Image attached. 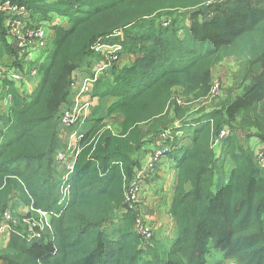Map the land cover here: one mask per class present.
Segmentation results:
<instances>
[{"label": "trees", "instance_id": "1", "mask_svg": "<svg viewBox=\"0 0 264 264\" xmlns=\"http://www.w3.org/2000/svg\"><path fill=\"white\" fill-rule=\"evenodd\" d=\"M207 1L71 0L59 7L71 24L52 26L54 44L39 66L36 88L23 94L5 80L0 95L10 98L9 110L0 113V223L11 206L45 211L51 220L39 240L21 235L26 229H13L0 259L7 264H207L210 251L219 250L224 253L220 264H264V167L247 146L254 137L264 143V8L229 0L234 2L212 20L187 22L182 39L181 29L172 28L177 18L170 27L156 21L173 16V9ZM101 43L121 44L124 51L130 47L138 58L130 69L113 65L98 79L107 87L98 96L115 101L79 139L71 197L61 207L60 113L70 101L75 72L96 61L95 46ZM4 50L9 48L0 18ZM230 53L251 56L235 74L234 88L246 93L190 122L187 147L173 145L175 238L163 243L154 236L144 246L134 231V214L123 211L124 187L135 177L144 146L171 128V89L181 85L206 96L209 65ZM182 112L178 109V116ZM114 116L121 119L120 134L105 130L106 118ZM226 130L230 134L215 150Z\"/></svg>", "mask_w": 264, "mask_h": 264}, {"label": "built area", "instance_id": "2", "mask_svg": "<svg viewBox=\"0 0 264 264\" xmlns=\"http://www.w3.org/2000/svg\"><path fill=\"white\" fill-rule=\"evenodd\" d=\"M24 11V8L13 4L12 0H0V13H3L6 16L5 28L10 38V46L13 50L17 49L20 52L18 55L21 58H18L13 55L4 56L0 52V83H3L4 80L12 82L20 92H25L28 88H31L32 91L34 87L31 80L40 79L39 76V66L43 63V60L37 61L33 58V54L37 51H43L46 55V52L49 53L50 47L49 43L53 41V37L50 35L49 31L52 26H33L30 25L27 17L16 15L21 14ZM47 24H52L48 23ZM54 25V24H52ZM95 50L100 52L105 50L108 54H116L118 57H115L114 60H119V53L121 52V45H103L97 44ZM24 58H23V57ZM4 60H7V63H4ZM22 60L24 63L20 64L18 68V62ZM110 61L109 64L100 66L96 71L92 79H86L80 81L79 83H72V91L75 90L76 96L73 98L72 103L64 107L60 113V124L63 129H74L84 126L90 118V113L92 109V88L91 84L97 81L102 74H105V71L111 67ZM5 64L6 66H1ZM219 80H214L212 83L210 95L212 97L219 96L220 86ZM2 89H0L1 92ZM1 95V94H0ZM82 95H89L87 99H83ZM171 131L167 130L162 132L159 135L160 142L164 145H161L157 150H155L154 156L151 157L149 162V170L154 172L156 169V163L163 155H167L171 152V147L167 145V142L173 141L170 140ZM230 134L229 130L222 131L219 139H217L214 148L215 150L219 147V142L222 138ZM83 134L79 130H76L73 133V137L79 141ZM75 147H67L66 149H60L56 154V161L63 166V174L60 180V197L58 205L64 207L70 200V179L75 173L77 158L79 151ZM256 157L260 161V164L264 167V147L256 152ZM154 160V162H152ZM124 209L125 213L134 214V231L142 239L144 246L148 244L155 235L153 226L145 219L144 215L141 213L140 206V192L142 189V183L140 177H134L133 180L129 183H126L124 187ZM29 212L32 214L30 219L44 221L38 224V227L26 228L25 232L23 231L21 235L26 236L28 239H41V235L37 230L42 224L44 227L49 225L51 220V214L42 210H35L33 207L29 208ZM12 213L7 211L4 215L3 221L0 223V236L5 235V238L10 237L12 233V228L10 225L15 224L14 220L11 218ZM35 227L37 229L35 230ZM44 229V228H43ZM36 231V232H35ZM1 262V259H0ZM227 264H237L236 261H228Z\"/></svg>", "mask_w": 264, "mask_h": 264}, {"label": "rangeland", "instance_id": "3", "mask_svg": "<svg viewBox=\"0 0 264 264\" xmlns=\"http://www.w3.org/2000/svg\"><path fill=\"white\" fill-rule=\"evenodd\" d=\"M69 1L71 0H12L13 4L24 8V11L21 14H18L17 12L15 14L21 17L23 16L27 17L30 25L44 24L46 26H53L52 24H54V26L62 25L64 28L69 27V25L71 24V20L67 14L61 13L59 11V7L61 5L62 6L65 5L66 7L67 2ZM243 1H246L251 7L264 8V0H243ZM231 2H234V1L209 0L205 2L204 6H198L195 8H189L187 10H178V11H175L173 9L171 10L173 11V16H170L164 19H158L156 21H158V23L161 26L170 27L173 21L177 18V23L176 25L172 26V28L175 27L178 30L181 29L179 39H182L183 30L189 27L187 25V22L191 20L210 21L215 16L222 14V12L229 7L227 6L228 3H231ZM49 4L54 5V6L51 8L45 7V6H49ZM38 5H40V7ZM0 18H1V21L5 24L6 16L3 13H0ZM34 19H37L36 20L37 22L40 19L41 20L38 23H35ZM46 22L48 23L50 22L52 24H47ZM52 28L49 31L50 35L53 37V41L49 43L50 50L54 44V39H55L54 31ZM122 40L124 39L121 38L120 41ZM5 42L9 48V51L4 50L1 52L2 59L4 58V56H9L12 53V49L9 44L10 38H9L6 28H5ZM143 43L148 47H150L151 45L149 41H144ZM103 45H112V44L104 43ZM96 53L99 54L101 58L99 56L95 57L94 59L96 61L94 63L97 62L96 64L100 66L107 65L109 64L110 61H114L111 63L109 72H110V69L113 67V65H116L120 69H130L134 65V63L137 61L136 59L138 58V56L135 55L137 53L133 52L130 47L125 49L124 51L122 45H121V52L119 53V60L118 59L114 60L115 57H118L116 54H109V59H108L107 57L108 54L105 50H102L100 52L96 51ZM18 55H20V52L19 50L15 49L14 56L17 57ZM47 56H44L43 54H38V57L36 60L37 61L43 60L44 62ZM249 57L251 56H242V58H239L231 54V55L224 57L222 60L214 64L213 63L210 64L209 65L210 66L209 68L210 82H209L208 93L206 94V96L203 95L204 92H200L199 90L192 91L188 89L187 87L181 86V85L174 86L171 89V100L169 102V106H170L169 115H170V121H171V128L169 129V131H171L170 140L174 138V140L172 141L173 144H176L177 146V143H179L181 140L182 141L187 140V143H189V139L186 137L184 133H188L186 132V130H190V131L192 130V127L188 126L190 122L200 118L204 114H208V113L210 114L211 112L215 110H219L221 108V105H224L227 101L228 102L231 100L235 101L238 97H241V96L243 97L245 95L246 91L244 87H241V89L234 88L237 82V80H235V74L238 73V71L236 72L232 70L233 69L236 70L237 67H240V65H242V63L246 61V59H248ZM1 66H6V65L1 64ZM145 69H148V66ZM216 79L219 80L221 84L220 85L221 87L219 88V92H218L220 93V95L216 97H212L210 95V91H211L212 83ZM38 80L39 79L31 80L33 86L37 85L36 83H38L37 82ZM4 82L5 80L3 79V83L2 84L0 83V89H2L0 94L4 91ZM31 93H32V89L27 87V89L25 90L23 94H31ZM198 95H202V96H198ZM8 99H10L8 96H5L3 99H1L0 97V113L1 114H4V112L9 110L10 104L8 105L7 103ZM111 101H115V99L111 100V97L110 98L107 97L106 99L105 98L99 99L96 112H94L93 115L91 114L90 120L92 122L89 120L91 123L90 125H88V128L92 125L93 119L97 117V115L99 116L106 115L105 108L109 105V103H111ZM178 109L180 111H183L181 113V116H178L177 114ZM106 120H107V123L105 125L107 126L105 127V130L109 129L110 131L113 132V134H120V132H122L121 122L119 121L121 119L119 116L109 117V118H106ZM148 138H150V136L145 138V140ZM157 141H160V138ZM179 148L183 149V146L181 145L179 146ZM255 157H256V153H255ZM160 160L157 161L156 165H159ZM152 162H154V160H152ZM10 200H14V198L11 197ZM23 210L24 208L22 209L21 207L17 208V210H12V206L8 209V211L12 213L11 218L15 222V224L10 225L12 230L13 229L25 230L26 228L28 229V227H34V225L38 227L39 223L44 222L40 220L30 219V217H26V215L22 213ZM141 213L143 214V212ZM133 225H134V222H133ZM37 227H35V230L37 229ZM38 232L40 233L41 239H42L44 235L46 234L45 227L42 224L40 225V228H38L37 233ZM175 234H176V230H175ZM174 238L164 239L165 241L164 240H161V241L163 243L165 242L167 243V242L172 241ZM3 249H4L3 243H1L0 256L2 253L1 250ZM0 264H7V263L6 261L2 259Z\"/></svg>", "mask_w": 264, "mask_h": 264}, {"label": "crops", "instance_id": "4", "mask_svg": "<svg viewBox=\"0 0 264 264\" xmlns=\"http://www.w3.org/2000/svg\"><path fill=\"white\" fill-rule=\"evenodd\" d=\"M12 49V54H14V50ZM38 54H43L44 56H47L48 53L46 52V55L43 51H37L33 54V58L37 59ZM4 63H7V60H4ZM100 65L93 63L90 67H87L85 69H81L75 72L74 75V82L79 83L80 81L86 80V79H92L98 70ZM240 67H237L236 70L232 71H238ZM104 74H102L103 76ZM101 76V77H102ZM100 77V78H101ZM104 79V77L102 78ZM100 79V80H102ZM39 82V80L37 81ZM98 80L92 83L90 86L92 88V109L91 113L93 115L94 112L97 110V105L99 103V99H102L100 96H98L100 89L107 88L106 86L102 84H97ZM37 84V83H36ZM36 86L34 87V89ZM76 96L75 90L71 92V98L68 102L69 106L72 103L73 98ZM89 95H82L83 99H87ZM115 98L111 97V100ZM108 101V100H106ZM114 101H111L110 104H112ZM8 105L10 103V100L7 101ZM109 105L105 108V113L107 112V108ZM104 117V116H101ZM91 118V116H90ZM90 120V119H89ZM87 121V125L74 128L72 129H63L61 134V139L63 141L64 148L67 147H75L78 144V141L72 136L73 133L76 130H79L81 134H85L89 131L91 126L88 128V125H90V121ZM178 121V120H177ZM159 140V137L154 139L155 142H149L147 143L143 148V156L142 159L135 169V177H140L141 183H142V189L140 192V206L141 211L144 214L145 219L153 226L155 229V238L164 240V239H172L175 237V222L170 214V209L172 205V201L174 198L175 193V187L177 182V176H178V170L176 166V161L173 159L172 155L170 154L172 152L173 143L167 142V145L171 147V152L167 155H163L160 159L159 165L156 166V169L154 172H151L148 168L149 162L151 161V157L154 156L155 150H157L161 145H164L162 142L157 141ZM187 140L180 141L177 143V145H182L183 148L188 146L189 143H187ZM247 146L251 147V149L256 153L258 150L262 149L264 147V143L261 142V140L257 137H254L249 140ZM181 148V147H180ZM178 147V149H180ZM63 167V166H62ZM23 214L26 215V217H32V214L29 213V207L22 206ZM20 212V211H19ZM11 235V234H10ZM9 238H5V235L0 236V246L1 243H3V247L5 248L7 246V243L9 241ZM7 242V243H6ZM224 260V253L219 250H211L210 254L207 255V264H220Z\"/></svg>", "mask_w": 264, "mask_h": 264}, {"label": "bare ground", "instance_id": "5", "mask_svg": "<svg viewBox=\"0 0 264 264\" xmlns=\"http://www.w3.org/2000/svg\"><path fill=\"white\" fill-rule=\"evenodd\" d=\"M33 26H36V25H33ZM44 26H46V25H44ZM23 57V56H22ZM18 58H20L19 56H18ZM24 58V57H23ZM24 62L22 61V60H20L19 62H18V65H20V64H23Z\"/></svg>", "mask_w": 264, "mask_h": 264}, {"label": "clouds", "instance_id": "6", "mask_svg": "<svg viewBox=\"0 0 264 264\" xmlns=\"http://www.w3.org/2000/svg\"><path fill=\"white\" fill-rule=\"evenodd\" d=\"M90 116H91V115H90ZM89 119H90V118H89ZM83 135H84V134H83ZM83 135H82V136H83Z\"/></svg>", "mask_w": 264, "mask_h": 264}]
</instances>
